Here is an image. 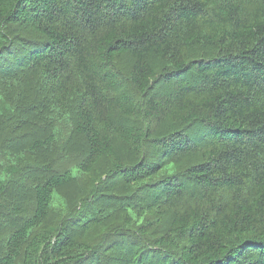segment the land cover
Instances as JSON below:
<instances>
[{
    "label": "trees",
    "instance_id": "1",
    "mask_svg": "<svg viewBox=\"0 0 264 264\" xmlns=\"http://www.w3.org/2000/svg\"><path fill=\"white\" fill-rule=\"evenodd\" d=\"M0 63V264H264V0H0Z\"/></svg>",
    "mask_w": 264,
    "mask_h": 264
},
{
    "label": "rangeland",
    "instance_id": "2",
    "mask_svg": "<svg viewBox=\"0 0 264 264\" xmlns=\"http://www.w3.org/2000/svg\"><path fill=\"white\" fill-rule=\"evenodd\" d=\"M199 52H203L202 50H197ZM131 60L132 58L130 56H122L120 58V64L122 65V67H124L125 69V73L128 74V69L130 67L131 64ZM152 63L154 65V67L156 68V70H160L162 67V63L157 59V58H152ZM8 64V63H7ZM7 64H1L0 63V77L3 76H9L6 72H4L3 70L6 69L8 71H11L13 73H15L16 70H18L19 66H14V67H6ZM120 65V66H121ZM21 73V72H20ZM189 80L191 81H196V79H192L190 78V75H188ZM125 88H127V90L133 91L132 87L130 85H126ZM173 90V86L168 85L167 83L165 84L164 82H160L155 89V92L158 94H164V93H169ZM38 100V99H37ZM36 100V102H37ZM28 111V109L25 110L24 115L26 114V112ZM26 118H30L29 115L26 116ZM25 118V119H26ZM28 120V119H27ZM41 124L36 125L35 127H33L32 125H27L24 126L23 129L18 130L17 132H12V131H1L0 132V147H4L6 148L9 147L11 150L14 151H18L19 149H23L24 147H26L27 145H29L30 143L37 141L41 136H43L44 133H42L45 129L41 126ZM45 125V124H44ZM35 128V129H33ZM7 129V128H6ZM193 135L195 134V136L197 137L198 141H205L204 137H203V133H204V127L202 125H198L195 127V129L192 131ZM45 136H43L44 138ZM4 140V141H3ZM76 142L75 143H71V146L74 148H80L83 145V140L81 138H77L74 139ZM123 148V152H125V149L127 148L126 145H122ZM51 153H56V152H51ZM127 155H132V152L128 149V153H126ZM39 159H42L41 155L38 156ZM54 156H48L46 159H48V161L44 162L43 166L37 167L35 169L31 168V167H26L25 168V172L27 173V175L33 180H42L46 177H48L52 172H54L53 168L50 166L52 165L51 163V159ZM44 159V158H43ZM53 161V160H52ZM49 164V165H48ZM75 184L74 183H68L66 186H64L63 190L68 193L69 197H72L73 194L76 191L75 188ZM75 198H72V200H74ZM108 203V202H106ZM121 247H125L124 245H121Z\"/></svg>",
    "mask_w": 264,
    "mask_h": 264
}]
</instances>
